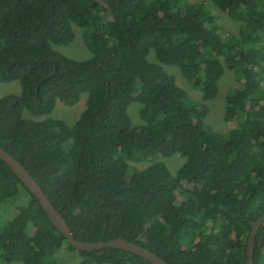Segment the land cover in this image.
I'll use <instances>...</instances> for the list:
<instances>
[{"label":"trees","instance_id":"1","mask_svg":"<svg viewBox=\"0 0 264 264\" xmlns=\"http://www.w3.org/2000/svg\"><path fill=\"white\" fill-rule=\"evenodd\" d=\"M209 1L236 33L220 32L205 0H0V83L20 86L0 97V147L74 240L124 239L167 264L245 263L250 224L264 211V0ZM72 25L88 59L53 49L72 41ZM160 65L176 67L201 103L227 70L223 121L235 127L211 131L205 107ZM81 95L72 125L48 117L56 101L72 106ZM131 103L141 106L133 126ZM175 154L183 163L174 175L151 163ZM22 199L11 219L0 214V264H66L53 256L64 248L77 264H149L112 248L73 249L0 160V208Z\"/></svg>","mask_w":264,"mask_h":264},{"label":"rangeland","instance_id":"2","mask_svg":"<svg viewBox=\"0 0 264 264\" xmlns=\"http://www.w3.org/2000/svg\"><path fill=\"white\" fill-rule=\"evenodd\" d=\"M189 4H196L202 3L204 0H183ZM204 6L210 11V13L214 16L217 25L219 26L221 33L223 34H233L236 33L239 24L230 20L224 13L215 9L209 0H205ZM210 14V15H211ZM72 30V41L66 45L61 47H53L54 50L65 56L66 58L81 61L88 59L91 55L84 47L82 38H81V31L76 26H71ZM146 60L149 63L157 64L154 59V53L152 50H149L146 55ZM165 73L172 76L174 82L177 87L182 89L185 94L187 95L188 99L191 102L198 104H202L205 107V115L203 117L204 124L213 132L226 134L230 128L235 127L233 122L225 123L223 121V110H224V97L227 90L233 83V78L228 73L227 70H224L220 78L218 79L217 85V94L214 99L211 101H207L205 103H201L200 95L197 91L192 90L185 80L180 75L178 69L172 66H164L160 65ZM232 74V73H231ZM264 90V83L262 84ZM20 94V86L18 82H10V83H0V97L6 95H15L18 96ZM85 95H81L76 101L75 104L72 106H64L60 102L56 101L51 111L50 115L48 116L51 119H60L64 121L68 125H72L74 121L77 119V116L81 112L84 107ZM140 104L131 103L129 104L126 113L129 118L131 126L135 125L137 122L139 123L138 119V110L140 109ZM23 118H31L27 112H23ZM155 161H160L164 164L167 168L168 172L171 175H174L179 167L183 163V158L179 155H172L168 158H154L151 159V163ZM148 162L139 163L136 166L139 169H143L145 164ZM149 165V164H148ZM24 200L13 201L9 204L3 205L0 208V214L3 219H11L15 214V206L19 205ZM261 259L259 260V264H264V245L260 248ZM56 259L63 261L66 264H77L79 257L77 256L76 252H69L65 248L59 249L54 251L53 255Z\"/></svg>","mask_w":264,"mask_h":264},{"label":"water","instance_id":"3","mask_svg":"<svg viewBox=\"0 0 264 264\" xmlns=\"http://www.w3.org/2000/svg\"><path fill=\"white\" fill-rule=\"evenodd\" d=\"M55 76H57V73L56 71H53V73H51L43 81H40L37 87L43 82ZM0 160L7 165L11 173L16 176V178L22 183L26 190L37 200V203L44 212L49 224L58 233H60L66 239L67 243L76 251L91 252L103 248H112L136 255L147 261L149 264H167L162 259L154 255L152 252L124 239H115L111 241L97 243H86L74 240L62 217L54 210V208L51 206L43 192L40 190V188L28 174V172L22 167L19 162H17L10 155H8L1 147ZM263 221L264 211L250 224V230L246 241V259L244 264H252L256 234ZM260 236L256 244L257 248H260L264 245V229L261 231Z\"/></svg>","mask_w":264,"mask_h":264},{"label":"flooded vegetation","instance_id":"4","mask_svg":"<svg viewBox=\"0 0 264 264\" xmlns=\"http://www.w3.org/2000/svg\"><path fill=\"white\" fill-rule=\"evenodd\" d=\"M261 233V232H260ZM260 235V234H259ZM261 237V236H260Z\"/></svg>","mask_w":264,"mask_h":264}]
</instances>
